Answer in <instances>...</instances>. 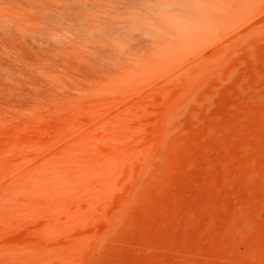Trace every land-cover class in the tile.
Segmentation results:
<instances>
[{
    "label": "rangeland",
    "instance_id": "rangeland-1",
    "mask_svg": "<svg viewBox=\"0 0 264 264\" xmlns=\"http://www.w3.org/2000/svg\"><path fill=\"white\" fill-rule=\"evenodd\" d=\"M151 2L0 0V264H264V0Z\"/></svg>",
    "mask_w": 264,
    "mask_h": 264
},
{
    "label": "clouds",
    "instance_id": "clouds-1",
    "mask_svg": "<svg viewBox=\"0 0 264 264\" xmlns=\"http://www.w3.org/2000/svg\"><path fill=\"white\" fill-rule=\"evenodd\" d=\"M146 8L148 11L152 14H162L163 12L166 11L167 5L163 3H152L151 0H149V3H147ZM16 31L15 26L10 25L7 28V33L8 34H13ZM27 35V33H24ZM164 34L163 28L157 27V26H152L149 29V35L151 38H159Z\"/></svg>",
    "mask_w": 264,
    "mask_h": 264
}]
</instances>
